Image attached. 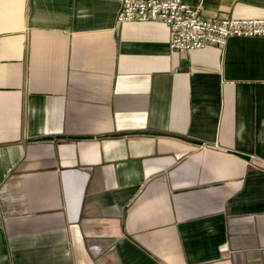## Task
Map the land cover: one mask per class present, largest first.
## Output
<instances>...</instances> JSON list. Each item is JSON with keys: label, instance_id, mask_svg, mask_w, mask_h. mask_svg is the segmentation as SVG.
I'll return each mask as SVG.
<instances>
[{"label": "crops", "instance_id": "1", "mask_svg": "<svg viewBox=\"0 0 264 264\" xmlns=\"http://www.w3.org/2000/svg\"><path fill=\"white\" fill-rule=\"evenodd\" d=\"M120 4L0 0V264H264V36L171 48Z\"/></svg>", "mask_w": 264, "mask_h": 264}, {"label": "built area", "instance_id": "2", "mask_svg": "<svg viewBox=\"0 0 264 264\" xmlns=\"http://www.w3.org/2000/svg\"><path fill=\"white\" fill-rule=\"evenodd\" d=\"M159 19L168 27L171 48L192 49L223 44L230 35L264 36V15L215 16L203 14L198 4L184 0H121L116 14L125 20Z\"/></svg>", "mask_w": 264, "mask_h": 264}]
</instances>
